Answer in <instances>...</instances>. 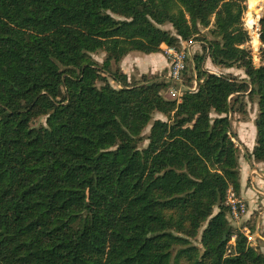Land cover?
Wrapping results in <instances>:
<instances>
[{
  "label": "trees",
  "instance_id": "1",
  "mask_svg": "<svg viewBox=\"0 0 264 264\" xmlns=\"http://www.w3.org/2000/svg\"><path fill=\"white\" fill-rule=\"evenodd\" d=\"M245 8L0 0V264H264L226 218V191L239 187L228 114L245 92L257 95L251 155L264 162V46L255 65ZM200 26L211 64L246 78L201 69L195 55V88L176 101L162 95L164 80L132 83L120 69L128 52L179 47ZM259 37L264 45V10ZM156 112L166 118L152 120L139 149ZM204 222L199 247L191 239Z\"/></svg>",
  "mask_w": 264,
  "mask_h": 264
},
{
  "label": "rangeland",
  "instance_id": "2",
  "mask_svg": "<svg viewBox=\"0 0 264 264\" xmlns=\"http://www.w3.org/2000/svg\"><path fill=\"white\" fill-rule=\"evenodd\" d=\"M244 3L246 5V8L242 13L241 19H242L243 26L245 27V29L247 30V33H248V41L245 43V46L250 49L253 63L255 65H257L259 63L258 55L260 53V48L263 47L264 45L261 43V41L259 39L260 37L258 38V40H254V36L256 35L255 33L259 32V25H258L259 23L257 22V20L259 17H261L264 9H263V6H256L255 9L250 8L248 5V0H244ZM250 16L253 17L254 19H256V21L253 23V25L251 27V30L249 29V27L247 25V18ZM160 27L168 28L171 30L172 33H174V29L171 27V25L169 23H164V24L160 25ZM208 27L200 26L199 27L200 32L198 34L190 37L189 39H187L185 41H182L181 45H179V47L176 46L177 48H182L184 46L185 53H186V58H185V69L186 70L184 69L185 71H183V74H182L183 84L186 86H193L194 85V81H195L194 80V78H195V70H194L195 58L194 57H195V55H203V59L200 62L201 69H204L208 72H213V73H230V74L236 76L238 79L246 78V75L244 74V70L242 68H239L236 66H231L228 68H223V67L218 68V67L211 64L210 58L207 56V51L205 49L206 39L211 38ZM162 44L164 45V43H162ZM261 44L263 46H261ZM161 51H163V50L161 49ZM140 53H142V52H140ZM91 55L94 59H96L99 63H101L105 57V52L97 51V52L92 53ZM142 55H144V53H142ZM140 61L141 60L138 58L136 63H134V65L131 66V68H132L131 70L133 72H131L129 77L127 76L128 81H130L132 83H135V82L139 83L142 79H144L143 77L148 78L149 81H154V80L155 81H162V80H164L166 82V87L162 91V95L165 98L174 99L176 101H179L181 99L182 96L180 97V99H178V97H176V96L170 97L166 93L168 86H169V83L166 81V77H165L166 75L165 74H166L168 68H167V70L162 69V70L155 72V73L149 72V73L136 74L141 67ZM117 65L118 64L115 65L113 63L112 68H114L115 66L118 67ZM191 75H193L192 83L188 81V77H190ZM108 79H109V82L112 86H114L116 88L118 87V83L116 81L112 80L110 77ZM142 82H143V80H142ZM97 85L98 86L101 85V81L98 80ZM182 91H183V93H182V95H183L188 90L182 89ZM256 102H257V95L256 94H249V93L245 92L244 94L239 95V102L234 104L235 110L232 112H229V114H228V118H229V122H230L229 132L232 135V140L237 144V146H238V140L233 135V129H235V125L238 123L239 120L245 119L249 115L253 116L255 106L257 107ZM211 116L212 117L215 116V113L212 112ZM155 118L165 119L166 117L164 115H162L161 113H158V112L153 114V117L150 120V122L142 130V133H141L142 139L137 143V147L139 149L142 147H145L147 145L148 139L146 138V135L149 132V127H150L152 120ZM44 123H45V116L44 115L33 118L31 121L32 126H37V125L44 124ZM236 131H237V134L239 136H241L239 127L236 128ZM238 148H239V146H238ZM246 210H247V207H246L245 211L242 212V214L240 215V217L237 220L232 219V217L229 215L228 212L226 213V218L228 220L230 227L233 230H235L236 232H241L244 235H246L247 244L251 245L258 252H260L261 254L264 255V239H263L264 233H261V232L258 233L257 232V234H255L256 230H255L254 219L245 218ZM216 211H217V208L214 207L213 212L215 213ZM205 225H206V222H204L203 225L199 228L197 236L195 238L191 239V241L199 247H200L199 239H200L201 231ZM236 232H234V233H236ZM234 233L231 235V239L228 241V248L231 249V251H232V246H233L234 238H235ZM257 235H259V237Z\"/></svg>",
  "mask_w": 264,
  "mask_h": 264
},
{
  "label": "crops",
  "instance_id": "3",
  "mask_svg": "<svg viewBox=\"0 0 264 264\" xmlns=\"http://www.w3.org/2000/svg\"><path fill=\"white\" fill-rule=\"evenodd\" d=\"M160 48L163 49L161 46ZM138 58L141 60V67L136 74L155 73L162 69L167 70V60L163 51L144 53V55L138 51H130L119 62L120 69L128 77L133 72L131 66L136 63ZM256 115L257 107L255 106L253 116L249 115L245 119L239 120L235 125V129H233V135L237 138L239 146V187L237 192L233 191L246 203L245 218L254 219L255 234L257 232L264 233V162L255 161L251 155L254 145V119ZM237 127H239L241 136L237 134ZM257 236L259 237V235Z\"/></svg>",
  "mask_w": 264,
  "mask_h": 264
},
{
  "label": "built area",
  "instance_id": "4",
  "mask_svg": "<svg viewBox=\"0 0 264 264\" xmlns=\"http://www.w3.org/2000/svg\"><path fill=\"white\" fill-rule=\"evenodd\" d=\"M162 50L167 60V74L166 81L169 83L166 93L170 97L182 96L183 90H194L196 82L193 86H186L183 84L182 74L185 69V48H177L176 46L162 44ZM225 204L228 209L229 215L232 219L237 220L242 212L246 209V203L237 196L233 189L228 188L225 196ZM246 236V235H245Z\"/></svg>",
  "mask_w": 264,
  "mask_h": 264
},
{
  "label": "bare ground",
  "instance_id": "5",
  "mask_svg": "<svg viewBox=\"0 0 264 264\" xmlns=\"http://www.w3.org/2000/svg\"><path fill=\"white\" fill-rule=\"evenodd\" d=\"M264 0H248V5L250 8H254L256 6H263V2ZM252 11V10H251ZM249 14V13H248ZM260 14V13H259ZM253 16V15H252ZM256 21V19H254L253 17H248L247 18V25L249 27V29L251 30V27L253 25V23Z\"/></svg>",
  "mask_w": 264,
  "mask_h": 264
},
{
  "label": "water",
  "instance_id": "6",
  "mask_svg": "<svg viewBox=\"0 0 264 264\" xmlns=\"http://www.w3.org/2000/svg\"><path fill=\"white\" fill-rule=\"evenodd\" d=\"M263 9H264V3H263ZM260 18V17H259ZM259 18H258V20H257V22L259 23ZM259 25V24H258ZM256 35L254 36V40H258V38H259V32L258 33H255ZM260 39V38H259ZM261 46H263L262 44H261ZM222 238H225V235H223V237Z\"/></svg>",
  "mask_w": 264,
  "mask_h": 264
}]
</instances>
